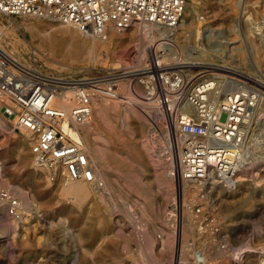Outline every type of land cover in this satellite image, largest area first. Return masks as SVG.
Masks as SVG:
<instances>
[{"label":"rangeland","instance_id":"rangeland-1","mask_svg":"<svg viewBox=\"0 0 264 264\" xmlns=\"http://www.w3.org/2000/svg\"><path fill=\"white\" fill-rule=\"evenodd\" d=\"M262 13L264 7L259 0H187L185 24L178 27L175 33L169 32L167 38L160 31L159 37L154 36L156 43L163 40L157 51H164L160 58L170 63H186L183 66L191 67H185V71L193 70L192 75L200 68L189 64L193 62L228 67L235 65L230 61L232 52H235L233 48L238 47L242 60L237 67L242 75H225L230 77V81L242 80L260 90L261 115L258 125L264 124V40L255 25ZM34 18L26 16L11 21L0 14V30L6 28L7 31L1 46L18 60H29L30 50L35 48L44 56L43 63L47 68L70 75L103 73L142 62L141 32L140 37L131 35L123 41L109 43L101 59L96 62L86 59L78 43L74 44L73 51L69 49L67 53L64 51L68 42L66 38L53 34L51 42L41 33L45 27L35 29L25 24V20ZM196 29L200 31L197 40L188 35ZM211 30L214 33L210 37ZM175 35L179 38L172 47L168 43ZM77 36L79 40L89 39L79 32ZM50 44L56 45L55 50L49 49ZM122 51L126 53L124 56ZM219 72L225 73L223 70ZM122 87L121 97L111 98L113 104L108 105L104 118L98 116L94 104L89 123V129H92L90 134L98 136L94 138L99 146L105 149L109 145L108 148L117 150L115 153H119L122 159L119 164L113 161L112 168L103 169L94 164L102 181V186H95L102 201L100 198H88L78 203L68 196H65L68 198L65 201L60 192L63 184L51 182L43 170L33 175L32 166L29 165L33 159L30 146L26 150L24 148V154L27 152L29 159L23 155L24 160L16 153L15 146L22 133L15 131L13 125L0 122L3 128L10 129V133L0 131V189L6 188L16 197L22 210L21 215L10 216L5 205L0 203V264L168 263L173 258L175 233H181L179 245L182 252L191 241L209 246L207 242L215 240L212 247L202 246L206 264H257L258 256L254 249L258 244H264V189H261L264 185V145L260 147L259 144L251 158V166L238 178V182L243 181L250 186L236 195H230L227 188L217 186L202 201L206 212H214L222 233L215 237L201 236L187 214H184L185 220L181 219L180 225L173 218L171 171L175 159L169 154L163 140L156 136L152 127L149 128L147 110L134 103V96L127 84L123 83ZM190 110L188 113L193 114L194 109L190 107ZM262 130L261 127L260 136L264 135ZM83 136L86 138V134L83 133ZM255 139L258 140L257 136ZM263 140L260 137L261 144ZM89 153L92 156L90 149ZM127 172L136 174L133 182L126 177ZM167 181H171V186ZM182 188L185 194V187ZM142 208L143 211L140 210ZM23 213L26 216L21 220ZM165 218L167 225L163 222ZM145 240L154 246L151 253L144 249ZM218 243L226 248L218 247ZM245 244L252 245L254 249L245 250ZM232 248L238 254L242 253V257H233L234 252L232 255L230 253ZM183 257L180 264L183 261L193 264L190 254L185 252Z\"/></svg>","mask_w":264,"mask_h":264},{"label":"built area","instance_id":"built-area-1","mask_svg":"<svg viewBox=\"0 0 264 264\" xmlns=\"http://www.w3.org/2000/svg\"><path fill=\"white\" fill-rule=\"evenodd\" d=\"M259 1L264 7V0ZM186 2L0 0V14L11 21L26 16L46 19L72 27L87 38L106 39L110 28L122 32L138 23L148 44L140 63L81 75L47 68L44 56L35 48H31V57L25 61L0 49V122L28 132L31 154L51 182L82 180L102 186L79 125L91 122L95 101L100 97H120L123 83L127 84L134 103L147 110L149 128L175 159L171 171L173 218L180 225L187 214L197 234L215 237L222 232L214 212H206L202 201L217 186L233 187L237 176L251 166L259 146L252 123L260 90L242 80L230 81L217 65L198 66V72L187 77L186 66L163 61L159 55L164 51L156 53L151 49L152 36L177 27ZM255 27L260 32L264 30V13L256 19ZM67 92L73 95L69 105L64 101ZM185 99L194 114L182 108ZM0 203L8 215H21L19 200L6 188L0 189ZM174 237L172 261L161 264H180L185 252L193 264H204L205 244L191 241L182 252L181 233ZM207 244L212 247L215 240ZM218 247L226 248L219 243ZM234 249H230L231 255L234 252L233 257L241 258L243 254ZM256 253L257 264H264V244Z\"/></svg>","mask_w":264,"mask_h":264},{"label":"bare ground","instance_id":"bare-ground-1","mask_svg":"<svg viewBox=\"0 0 264 264\" xmlns=\"http://www.w3.org/2000/svg\"><path fill=\"white\" fill-rule=\"evenodd\" d=\"M186 7H187V2H186V5H185V9H184V14H185V12H186ZM256 10V9H255ZM184 14H183V16H182V18L180 19V21H179V23H178V25H177V27L176 28H174L171 32H176V29H178V27H181L182 25H184L185 23H184ZM25 24L27 25V26H31V27H33V28H35V29H39L40 28V26H43V27H45V28H43V29H41V30H43L41 33L46 37V38H49L50 39V41L52 42V35L53 34H55V35H57V36H60V37H64V38H66L67 40H68V42H67V44L65 45V47H64V51L65 52H69V49H71V51H73V49H74V47H75V45L74 44H77L78 43V46H79V50L80 51H82L86 56V59H88V60H90V61H92V60H94V61H96V62H98L100 59H101V54H102V52H104L105 51V49H106V47H107V45L109 44V43H111V42H113V41H123L127 36L129 37V36H139L140 37V35L142 34V42H143V47H141L142 49V59L144 58V56H145V53H146V47H148V44L146 43V41H145V35H144V33H143V31L141 30V28H140V25L138 24V23H132L131 24V26L129 27V28H127V29H125L124 31H122L123 33H121V32H116L114 29H112V28H110L109 29V31H108V34H107V37H106V39H97V38H89L88 40H86V39H83V40H79L78 39V36H77V31L74 29V28H72V27H69V26H67V25H64V24H61V23H58V22H56V24H50V23H48V22H46L45 20H43V19H40V18H34V20H25ZM191 25V24H190ZM188 26V25H187ZM9 28V27H8ZM196 28V27H195ZM194 28V29H195ZM40 30V31H41ZM197 31H194V32H190V33H188V35L189 36H191L192 38H194L195 40H197L198 38H199V35H200V31L198 30V29H196ZM209 31V30H208ZM140 32H141V34H140ZM161 32V34H163L164 35V38H167V35H169L168 33H169V31H165V30H163V31H160ZM260 32V31H259ZM7 31H6V28L5 29H3V30H0V49L5 53V54H7L8 56H10V57H13V58H15V59H17L15 56H13L12 54H10L7 50H5L4 48H2V46H1V44L3 43V40L5 39V37L7 36ZM210 34H209V36L211 37V35L214 33L212 30L209 32ZM140 34V35H139ZM177 34V33H176ZM10 35V34H9ZM173 35V34H172ZM177 35H179V34H177ZM177 35H175V36H172V38H170V41H169V43H168V45H171L172 47H174L175 45H176V42H178V36ZM260 35H261V37L263 38V40H264V30L262 31V32H260ZM131 36V37H132ZM208 36V37H209ZM216 36V35H215ZM155 37H157V36H155ZM154 36H152L151 37V43L150 44H152L151 45V49L152 50H154L156 53H158L157 51H158V48L160 47V44H161V42H163V40H160L161 42H159V43H156L155 41H154V38H155ZM186 37V36H185ZM9 38V37H8ZM130 38V37H129ZM162 38V37H161ZM164 38H162V39H164ZM189 38V37H188ZM219 38V37H218ZM48 39V40H49ZM157 40V39H156ZM180 40V39H179ZM10 41V40H9ZM130 41V40H129ZM17 43H20V42H18V41H16ZM40 46H41V44H39ZM38 45V46H39ZM214 45V44H213ZM54 46H56V45H53V44H50V47H49V49L50 50H55V48H54ZM131 46V45H130ZM133 47V46H132ZM132 47H130V49L132 48ZM129 49V48H128ZM129 49V50H130ZM210 49V48H209ZM216 49V48H215ZM239 48L237 47V48H233V50L232 51H235V52H232L233 53V55H232V57L233 58H231V64H232V62H234L235 63V65H230L231 67H228V65L227 66H222V65H217V64H214V63H205V62H193V63H189L190 65H197V66H201V65H206V64H211V65H217V66H221V67H223V68H220V67H218L220 70H223V71H225V73L226 74H228V75H232V76H241L242 75V72H240V70L238 69L239 67H237V66H239V65H237V64H239V63H241V55H240V50H238ZM47 51V50H46ZM213 51V50H212ZM48 52V51H47ZM119 53H120V51H118ZM123 53H124V51H122ZM214 52H215V50H214ZM49 53H50V51H49ZM242 53V52H241ZM116 54V53H115ZM126 53H124L122 56H124ZM106 55V54H105ZM118 55V54H117ZM243 55V54H242ZM104 56V55H103ZM119 56V55H118ZM138 57V56H137ZM215 57V56H214ZM104 58H106L105 56H104ZM119 58V57H118ZM124 58V57H123ZM212 58H213V56H212ZM228 58V57H227ZM84 59V58H83ZM138 59V58H137ZM136 59V60H137ZM214 59V58H213ZM18 60V59H17ZM107 60V59H106ZM128 60V59H127ZM124 63V62H123ZM106 64V63H105ZM183 64H186V63H183ZM68 66V65H67ZM52 67V66H51ZM53 67H54V65H53ZM57 67V66H56ZM60 67V66H59ZM64 67V66H63ZM62 67V68H63ZM66 67V66H65ZM186 67H191V66H186ZM80 72V71H79ZM186 73H187V76L188 77H191V75H192V73H193V70H187V71H185ZM219 75H221V74H218V77H219ZM223 76H224V74H223ZM226 76V75H225ZM230 78V77H229ZM233 78V77H232ZM121 97V96H120ZM261 97V96H260ZM260 97H259V103H258V105H257V107H256V109H255V113H254V117H253V123H252V133L255 135V138H256V136H257V141H255V142H257L258 144H260L261 146L260 147H262V145H264V140H263V143L261 144V142L259 141L260 140V137H263L264 138V135L262 136H260V128L262 127L263 128V130H264V124L262 125H258L259 123H258V120L260 119L259 118V116L261 115V114H259V111H260ZM72 100H73V95H72V93L71 92H67L66 94H65V97H64V101L69 105V104H71V102H72ZM113 99H111V98H104V97H100L97 101H95V106H96V108H94L95 110H96V113L98 114V116L99 117H105L106 115H107V107H108V105H110V104H113V101H112ZM125 101H126V99H125ZM114 106V105H113ZM112 106V107H113ZM190 107H192L191 105H190V103H189V101L186 99V100H184L183 101V106H182V108L184 109V111L185 112H188L189 110H190ZM94 109H93V111H94ZM189 109V110H188ZM191 111V110H190ZM193 113V112H192ZM194 113H195V111H194ZM193 113V114H194ZM261 113V112H260ZM191 114V113H190ZM259 118V119H258ZM263 120V119H262ZM261 121V120H260ZM261 123V122H260ZM262 123H264V121L262 122ZM80 129H81V132H82V138H83V141L85 142V146H86V149H87V151H88V153H89V149H90V152H91V154H92V157H93V160H94V164H96L99 168L101 167V168H103V169H105V168H112V162L113 161H118V164L121 162V157H120V155H118L119 153H115V151H117V150H111V149H109L108 148V146H107V148H103V147H100L99 146V144H98V142H96V138H94V137H98V136H93V135H91L90 133H91V130L89 129V127H90V124L89 123H80ZM5 127V126H4ZM7 131V133L10 131V129L8 128V127H5V128H3V126L0 124V131ZM14 130L15 131H18V132H20V133H22V136H20L19 138H18V140H17V144H16V146H15V149H16V153L19 155V156H22V158H23V155H25V157H26V153L27 152H25V154H24V148H25V150H26V148H27V146H30L31 145V143H32V138L29 136V134H28V132L27 131H25L24 129H15L14 128ZM262 130V131H263ZM10 133V132H9ZM83 133L84 134H86V138L83 136ZM88 134V135H87ZM91 135V136H90ZM116 137H119V135L117 136L116 135ZM85 138V139H84ZM96 139V140H95ZM256 140V139H255ZM120 141H122V139H120ZM127 144V143H126ZM125 145V144H124ZM123 145V146H124ZM128 145V144H127ZM24 146H26V147H24ZM89 147V148H88ZM31 153V152H30ZM29 154V153H28ZM28 154H27V156H28ZM90 154V153H89ZM31 156H32V154H31ZM21 158V157H20ZM27 159H29L28 157H26ZM32 158H33V156H32ZM24 160H25V158H23ZM33 160V161H32ZM31 160V162H29V165L30 166H32L31 168H32V173H33V175H34V173H38L40 170H43L42 168H40V167H38L37 166V164H36V162H35V160H34V158ZM132 162V161H131ZM162 162V161H161ZM96 166V167H97ZM103 169H102V171H103ZM101 170V169H100ZM42 172V171H41ZM43 172L47 175V177H48V174L43 170ZM43 172H42V174H43ZM36 173V174H37ZM105 173V172H104ZM103 173V174H104ZM40 174V173H39ZM123 175V174H122ZM125 175H126V177L127 178H129L128 180L129 181H131V182H133L134 180H135V176H136V174H134V173H132V172H127V173H125ZM241 174H239L238 176H237V183L233 186V187H231V188H229V189H227V193L228 194H230V195H236L238 192H243V189L245 188V187H247V186H250V185H248V184H246V182L244 183L243 181H241V182H238V178H239V176H240ZM37 176V175H36ZM39 176V175H38ZM49 178V177H48ZM138 178V177H137ZM167 178V177H166ZM50 180V179H49ZM167 179H165V181H166ZM245 181V180H244ZM53 183H56V184H63L62 186H61V190H60V192L64 195V197L66 196H68V197H70V198H72V200L73 201H75V202H78V203H80V202H83L84 200H86V199H88V198H100L99 200H101V197H100V194L96 191V185L97 184H94V183H89V182H85V181H82V180H76V181H70V182H68V183H61V182H59V181H55V182H53ZM171 181H169V183H168V181H167V184H169L170 186H171ZM163 184V183H162ZM250 184V183H249ZM164 185V184H163ZM252 185V184H251ZM165 187H166V185H164ZM169 186V187H170ZM183 186L184 187H186L185 186V184H183ZM188 186H195V185H188ZM135 187V186H134ZM145 187V186H144ZM162 187V186H161ZM164 187V188H165ZM196 187V186H195ZM195 187H194V189H195ZM151 188V187H150ZM261 189H264V185L262 186V188ZM63 195H61V197L63 196ZM136 196H139V195H136ZM66 197H65V201L68 199H66ZM166 197H169V196H166ZM72 200H71V202H72ZM166 200V199H165ZM170 200V199H169ZM102 201V200H101ZM74 202V203H75ZM73 203V204H74ZM135 203V202H134ZM138 204V203H137ZM81 205H82V203H81ZM81 205H79V206H81ZM140 205V204H139ZM81 208H82V206H81ZM141 208V207H140ZM139 209V208H138ZM140 210H144L143 208L142 209H140ZM159 211V210H158ZM134 214V213H133ZM146 214V213H145ZM129 215V214H128ZM25 216H26V214L25 213H23V216H21V220L22 219H24L25 218ZM164 218V217H163ZM167 219L165 218L164 220H163V222H164V224L165 225H167V221H166ZM10 222V221H9ZM14 222V221H13ZM11 223H12V221H11ZM164 226V225H163ZM102 239V238H101ZM104 243V242H103ZM102 243V244H103ZM166 243V242H165ZM165 243H163V244H165ZM125 245V244H124ZM126 246V245H125ZM144 249L146 248V251H148L149 253H151L152 252V248L154 247L152 244H151V242L150 241H148V240H145L144 241ZM165 246H166V244H165ZM262 247V244H258V246H257V248L256 249H254L253 248V246L252 245H250V244H245L244 245V249L245 250H248V251H250V250H255V252L256 251H258V249L259 248H261ZM243 249V250H244ZM140 254V253H139ZM130 255H132V256H134L133 254H130ZM138 255V254H137ZM135 258H138V257H136V256H134ZM133 257V259H135ZM131 258V257H130ZM184 258V257H183ZM253 259V258H252ZM185 260H186V257H185ZM249 260V259H248ZM247 260V261H248ZM182 261V260H181ZM187 261H183V263L182 264H187L186 263ZM103 264V263H102ZM104 264H106V263H104ZM113 264H119V262L118 261H116L115 263H113ZM204 264H206L205 262H204Z\"/></svg>","mask_w":264,"mask_h":264}]
</instances>
